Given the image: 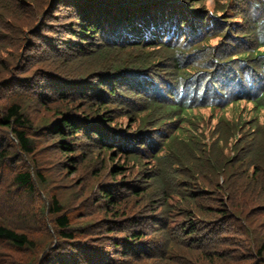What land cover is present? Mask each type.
Here are the masks:
<instances>
[{"label":"trees","instance_id":"1","mask_svg":"<svg viewBox=\"0 0 264 264\" xmlns=\"http://www.w3.org/2000/svg\"><path fill=\"white\" fill-rule=\"evenodd\" d=\"M213 1L206 8L208 0H52L32 35L42 36L39 46L31 38L19 58L10 52L11 63L1 55L11 49L6 41L15 29L11 25L25 6L38 9L29 0H0V184L8 174L9 189L37 192L36 184L42 186L47 178L38 151L66 154L63 171L82 173L81 182L91 174L97 177L91 200L107 210L98 227L115 235L114 259L87 246L93 226L75 227L72 210L54 194L44 209L51 242L38 264H119L117 257L127 264L153 256L161 246L148 255L144 243L153 239L146 229L155 198L145 185L150 168L140 164L152 157L154 145L170 146L164 141H174L173 131H179L182 143L191 134L200 143L211 139L198 147L189 165L197 181L179 187L184 205L177 208V246L200 250L209 264H218L237 254L230 248L236 230L252 234L247 226L251 209L247 220L237 212L246 209L238 193L264 194L263 151L244 156L248 152L240 130L229 140L223 135L251 124L239 118L229 128L236 111L229 115L227 109L236 108L232 89L250 93L264 79V0ZM49 62L51 69L44 66ZM32 104L52 117L40 129L34 127ZM103 175L109 178L103 181ZM71 196L85 205V192ZM122 203L124 214L113 208ZM26 204H0L1 211L19 215L14 224L1 214L0 240L22 251L35 247L28 224L18 223L29 221ZM250 204L264 212V202ZM169 228L170 222L166 233ZM259 245L253 243L252 264H264V241ZM183 264L194 263L185 259Z\"/></svg>","mask_w":264,"mask_h":264},{"label":"rangeland","instance_id":"2","mask_svg":"<svg viewBox=\"0 0 264 264\" xmlns=\"http://www.w3.org/2000/svg\"><path fill=\"white\" fill-rule=\"evenodd\" d=\"M29 1H33L36 4V8L38 9V11L36 10L35 12L34 10L24 5L25 10L19 14V17L16 18V22L11 25L15 27V29H10L9 35L7 36V46L11 47V49L8 51H6L5 49L2 50L1 55H4V57L11 63L14 62V58L9 56L11 51H15V58H19L21 53H25V44L28 43L31 38V40L34 42V45L40 44L42 36L40 35L41 37L40 39H38L32 37V35L36 30H39L38 25L43 22L44 16L49 11V4L50 2H52V0ZM52 19L53 18H51V21L48 22H52ZM45 27L47 26L45 25ZM18 29L20 30V32ZM41 56L42 55L40 54V52L37 53L38 58H40ZM50 63L51 62H49L48 64L46 63L44 65L45 68L51 69ZM1 100L5 101L6 99L2 98ZM32 105L34 106V110L32 111L34 127L36 129H40L45 124V122L47 120H50L52 117L48 116L47 118V111L44 108H41L39 104L38 106L34 104ZM246 106L248 107V109H250V111L256 113V118L249 121L251 122V124L249 125L248 129L244 130L243 127H233L237 122H239L242 110L241 106H237L235 118L232 124L228 126L229 128H233L228 129L223 136L226 137L227 140H229L228 136H230L233 132H237L240 130L242 137L244 138L243 146L248 152V154L244 156L250 155L255 150H262L263 154L260 156L261 158L264 155V112L253 108L252 105L246 104ZM251 114V112L246 110L243 112L241 119H250ZM173 132L176 133V131ZM41 136L42 134L40 135V137ZM202 140L201 143L199 139L193 141V134H191V137L188 140L189 142L185 141L188 143H177L175 153L171 154V156H164L160 160V169H157L159 177L153 185H150L151 196L153 198L160 197L161 202H170V205H167L165 207V210L173 211L171 213H166V216L170 217V219L174 220L175 222H180V215H178L177 208H179L180 203L184 205V203L181 201V198L183 197L179 196V187L181 186V182L197 181L196 177H194L196 173L190 170L189 165L195 161V153H199L198 147L202 143L206 144L211 141L209 137H206ZM43 146L44 145H42L40 148H42ZM50 147L53 148V146ZM48 151L49 150L46 149L39 150L38 156L36 155V157H38L41 162H44V167L47 168L46 182H44L42 186L36 184V188L38 190L37 192H32L31 194L28 192L21 193L12 186L10 187L11 189H9L8 185L10 184V175L8 174L5 175L3 181L0 184V204H6L7 202H10V204H12L13 202L20 203L23 200L27 203L26 206L27 208H29L30 214L29 221L18 223L28 224V226L30 227L29 230L32 232L30 233V235L35 241V247L33 249H25V251H22L15 245L10 244L8 241L6 242L0 240V264H38L40 258L47 253L46 248L50 246L51 242L49 225L50 216L48 213H45L44 209H46V199L50 201L54 194H58L60 198L62 197V199H64V201L67 203V208L72 210L73 224L75 225V227L80 229L89 227L92 229L93 226L92 230L94 231L91 232V235H89V238H87V246H97L104 255V251H106L108 257L111 255L112 259H114L115 253L114 251L112 252V250L115 247V235L113 231H109L108 229H104L102 231L98 227L99 224L103 225L102 222H104L107 210L100 206L98 203L94 204V199L91 200L92 197L94 198V194H96L94 190L97 177L91 174L88 178H85L86 181L81 182L79 178L82 176V173H73V171L72 173H66V171H63V166L60 164H64L66 162V154L61 156V153L59 152L53 151V153L50 154L48 153ZM49 154L51 155V157H49ZM33 157H35V155H31L30 159L33 160ZM255 158L257 159V157ZM30 159L26 160L28 164L31 162ZM259 164H261L263 168L264 160L259 162ZM21 165L24 166L26 164L21 163ZM45 168H40L41 172H43ZM108 178V176L103 175L102 180L105 181ZM35 183H37V181ZM67 184H71V186L67 188ZM71 192H85V205L81 203V200L80 202L77 201L78 199H80L78 196L72 198ZM238 195L239 200H243L244 204L246 205V209L244 212H241L240 210H238L237 212L247 220L248 218L246 216L251 209V214L248 215L250 216V222H248L249 225L247 224V226L252 234H245L246 232L242 234L241 228L236 230V239L235 242H232L230 248L231 250H236L237 254L232 253L231 256L224 261L217 260L218 264H252L254 262V259L256 260L255 255L250 254V252H252L253 250V243L256 244V240H258V243L260 245L257 247L259 248L261 246V243L264 241V212H262V210L260 209H257V211L253 210L252 205L250 204L251 201L262 204L264 202V194H255V196H250L251 193L241 191L238 193ZM98 198H100V196ZM129 201L130 202L127 206L128 212L130 208H132L133 205L138 201V199H130ZM225 203L227 204V202ZM253 207L256 208L257 204H255ZM3 208V206H0L1 210ZM113 208H115V211L117 210L116 208H120L118 212L124 214L123 210L125 208V205L123 203L120 205V207L113 206ZM135 208L137 209V205ZM1 210L0 218L1 214H8L10 220L12 221L11 223H17V218H19V215L16 212H3ZM141 210L142 208L140 207L139 211ZM108 214L112 215V213ZM257 214H260V216ZM207 216L212 219L215 218V214L207 213ZM156 226L157 225H153L150 228V231L146 232V236L153 237V239H151L148 244L144 243L145 250L147 252H152L156 249L157 246L161 247H158L156 249V252L153 256L143 257L142 260H137L135 263L129 262L127 264H183L185 259H189L194 264H198V258L202 264L210 263L205 259V257L198 255L202 253L200 250L186 249L182 246H177V237H174L172 235H162L161 231H155L157 228ZM256 235H258V239L254 240ZM90 237H92V239H90ZM126 238H131L130 233H127ZM224 247L225 245L223 244L221 248ZM36 248L37 251H35ZM236 256H238V259H236ZM128 258H130V256H128ZM116 260L119 261V264H123V262H121V259H119L118 257Z\"/></svg>","mask_w":264,"mask_h":264},{"label":"bare ground","instance_id":"3","mask_svg":"<svg viewBox=\"0 0 264 264\" xmlns=\"http://www.w3.org/2000/svg\"><path fill=\"white\" fill-rule=\"evenodd\" d=\"M114 237V236H113Z\"/></svg>","mask_w":264,"mask_h":264}]
</instances>
